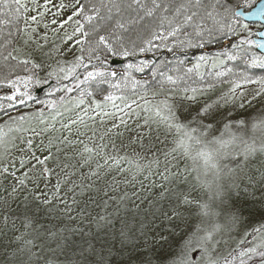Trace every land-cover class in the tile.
I'll return each instance as SVG.
<instances>
[{
	"label": "snow or ice",
	"instance_id": "1",
	"mask_svg": "<svg viewBox=\"0 0 264 264\" xmlns=\"http://www.w3.org/2000/svg\"><path fill=\"white\" fill-rule=\"evenodd\" d=\"M49 3L46 0L40 11L38 0H32L31 8L26 0H0V24L13 26L16 33L9 31L0 43V115L8 117L0 124V156L11 144L21 152L27 149L40 166L35 178L26 171L0 195V219L5 224L10 216L20 220L18 234L4 245L2 264H264V162L251 167L264 161V51H256L264 50V0L61 3L60 11L70 12L51 24L75 27L61 38L63 47L56 46L63 62L55 59V67L48 63L54 59L45 47L48 36L36 35ZM248 17L261 22L256 32L244 22ZM225 40L231 42L225 45ZM213 43H221V50L193 53L194 62L189 60V50H204ZM161 50L172 58L148 56ZM109 60H123V70L105 69ZM145 70L150 79L134 75ZM101 85L111 91L105 94ZM149 90L155 102L148 98ZM39 91L48 99H39ZM57 93L62 95L53 99ZM133 96L139 100L129 102ZM32 103L43 107L10 115L9 110ZM134 104L148 113L143 123ZM62 108L83 114L61 125L67 135L48 139L47 144L34 141L55 128L44 119L45 109L63 115ZM133 114L137 122L129 125L125 117ZM96 117L101 124L104 118L112 120L111 128L96 137L99 143L89 146L70 139L73 125L89 129L87 121ZM37 118L43 128L33 126ZM113 130L118 137L129 133L130 145L153 152L148 171L155 164L163 181L175 184L183 179L178 166L170 178L172 161L203 160L205 171L214 170L213 181L201 184L203 198L185 194L179 185L173 189L160 183L158 193L138 195L135 210L128 209L127 194L114 195L117 189L107 180L113 168L122 171L121 158L110 154L104 143ZM83 135L77 130L78 137ZM53 149L76 163L61 167ZM156 153L163 156V173ZM227 155L238 157L239 171L228 169L226 178L216 162ZM49 161H57L59 172ZM25 162H20L21 168ZM136 170L142 171V166L137 164ZM151 187L157 185L151 182ZM71 205L76 206L75 214ZM90 205L101 211L93 215Z\"/></svg>",
	"mask_w": 264,
	"mask_h": 264
},
{
	"label": "rangeland",
	"instance_id": "2",
	"mask_svg": "<svg viewBox=\"0 0 264 264\" xmlns=\"http://www.w3.org/2000/svg\"><path fill=\"white\" fill-rule=\"evenodd\" d=\"M26 2L28 3V6L30 8L33 7L32 0H26ZM45 2L46 0H38V3L41 5L40 11H44L43 5ZM72 2L73 0H51V3L48 4L49 10L47 11L43 21L40 23V26L37 30V34H36L37 38L44 36L45 34L48 36V42L46 43L45 47H46V50H49L53 53L54 59L51 61H48V63L52 64L53 67H55V63H54L55 59H61V61L63 62V58L57 57L55 54L56 46L60 45L61 47H63L61 45V38L65 35L66 32L70 34L73 31L75 25L72 23H69V24H66L63 29H59L58 24L53 25L51 24V21L52 19H56L59 22L65 19L67 15L69 14L70 9L67 11L61 12L59 9V5L61 3H64L67 5ZM31 14H36V13L33 12ZM44 23H47L49 25L48 29L43 28ZM33 26L35 27V25ZM249 26L252 32H256L259 29V24L257 25L249 24ZM57 32L59 33V35H57ZM253 38H256V37H253ZM230 42L231 41H226L224 42V44L226 45ZM17 47H20V45L17 44ZM71 60H72V57L68 56V61L71 62ZM106 69L107 70H117V71L123 70L122 68L120 69V67H113V66L110 68L107 67ZM42 75H44V73H42ZM141 79H144V78H141ZM65 82L67 83V81ZM104 86L108 87V85H104ZM2 94H3V91L0 90V95ZM76 95L77 94H74L73 97H75ZM58 96H55V97H58ZM147 96L150 100H153V102H155L156 98L153 97V92L151 90H149V92L147 93ZM38 97L39 99H48V97L45 96V92L44 94L41 93V96H38ZM52 98L54 99V97ZM132 99L139 100V97L138 96L130 97L129 102H131ZM117 103H119V101ZM40 107H43V106L32 103L30 107L18 106L17 110L15 111L9 110V112L11 116L15 117L19 114L33 113L37 108H40ZM68 107L71 108V105H69ZM133 109H135L136 112H140V109L136 108L135 104L133 105ZM63 110L65 109L62 108L61 111ZM48 111L50 110L45 109V113H47ZM76 111L79 114H82L79 110H76ZM46 115L47 114H45L44 116L45 120L47 118ZM119 115L120 114L118 113L117 119H116L117 123L119 122L118 120ZM147 115H148L147 112H140L139 122L143 123V119ZM125 118L128 119L129 125H134L137 122V117L135 114H133L130 119L128 117H125ZM34 120L38 121V118L33 119V121ZM7 121H8V117L6 115H0V124H4ZM109 121H110L109 124H102L100 126L95 127L96 129L95 128L92 129V131L89 134L92 140H89V138L86 139L89 146H92L93 141H95L96 143L100 142L99 140L96 139V137L103 134L106 128H111L112 120H109ZM93 132H95V136L93 135ZM114 133H115V130H113V134H111L110 140L108 136H105V139H104V143L109 144L108 152L113 155H118L121 158L120 160L121 164L125 163L124 158L126 157L127 160L129 161L128 163L130 164V166H128L127 168H124L122 173L121 171H115V168H113L112 173L107 177V180L109 183L113 184L117 189L114 195L119 197L121 195H124L125 193L127 194L128 199L125 201V205L127 206L128 209L135 210V205L139 203V201L137 200L138 195L143 197L145 195L158 193V190H159L158 186L160 183H166L168 184L169 187L173 189H175L177 185H179L181 190L184 191L185 194L191 193L194 196L198 194L201 198H203L204 189L201 187V184L205 181L208 183H211L214 179V175H213L214 170L208 169L207 171H205L203 160H197L194 162L190 159L180 158L178 161H172V163L169 165L170 178H171V172L174 170L175 166H178L179 172L183 174V179L177 180L175 184H172V183L163 181L161 178V175L156 174L157 169H156L155 164H152L151 170L148 171V165L153 160V152L145 151L144 149H141L139 145H136V144L130 145L129 139H128L129 133L127 132H125L122 137H118ZM24 135L31 136V133H25ZM112 140L117 142L114 144L115 145L114 148L111 146ZM34 141H39V138H34ZM21 147H23V145H21ZM159 147L163 149V145H160ZM156 155H159L160 161H161L159 172L163 173V164H164L163 156L160 155V153H156ZM237 159L238 157H236L235 155H227V156L221 157V159L216 162L220 166L226 178L228 175L227 173L228 169L233 170V172L239 171L237 164H236ZM22 160L26 161L25 166L23 168L20 167V162ZM262 162L264 161L257 160L254 164L251 165V167H259L260 163ZM69 163H76V159L69 160ZM63 164L64 163L60 164V166L62 167ZM137 164H140L142 166V171L136 170ZM31 165H35V160L29 157V153L27 149H25L24 152H21L17 148H12L11 144L8 145L6 154L0 156V195L4 193L5 188L10 189V187L16 182V178L23 179L22 173L26 171L29 172L30 176L35 178L36 175H38L39 173L40 166L35 165V167H31ZM49 167L59 172L58 167H55V166H49ZM5 168L8 169L7 173L3 172ZM13 172H15L16 174L15 177L12 176ZM86 173H87V170L85 169V174ZM61 175L63 174L61 173ZM113 176L115 177V181H113L112 179ZM197 177H199V180H197ZM55 180H56V177H52L53 183H55ZM151 182H154L157 185V187L152 188ZM28 187L31 188L32 186L28 185ZM48 187L51 188L52 185L49 184ZM146 189L148 190L147 192L145 191ZM193 189H195V191H193ZM128 202H131V205H128ZM69 203L71 204V201H69ZM71 207L73 208V214H75L76 206L71 205ZM141 207L143 208L144 205H141ZM2 211L3 210L0 209V212ZM88 211L92 212V214L95 215V212L101 211V209L96 208L95 205H90L88 208ZM77 220H79V217H77ZM12 221H15V228H13ZM8 226H11L13 228V235H14L16 232V229L20 228V220L17 219L15 216H10L8 223L5 224V222L2 219H0V257H2L4 251L6 250L4 248V244L8 243V241H6V239L2 236V233L4 231L3 229ZM16 234L18 233L16 232Z\"/></svg>",
	"mask_w": 264,
	"mask_h": 264
},
{
	"label": "trees",
	"instance_id": "3",
	"mask_svg": "<svg viewBox=\"0 0 264 264\" xmlns=\"http://www.w3.org/2000/svg\"><path fill=\"white\" fill-rule=\"evenodd\" d=\"M20 27L23 28V24L22 23L20 24ZM0 29H3V32L0 33V43L3 42V38H6L7 37V34H8L9 31H11L13 33V35L16 34L15 33V28L13 26H11V25L5 26L3 24H0ZM226 41H228V40L223 41V43L226 42ZM215 44H217V48L214 49L212 47V45H213L212 44V45L207 46L206 49L201 50V51H210V52H213V53H215L216 51H220L221 50V43H215ZM201 51L200 50H189V52H188L189 60L194 62V55H193V53H195V55H199L201 53ZM148 56L150 58L157 59V60L162 59L164 56H167L168 59H171L172 58L171 57V54L167 53L166 50H161V52H157L155 54L149 53ZM111 62H112V60H109V62L106 65H104L105 69L107 67L108 68L112 67ZM92 63L95 64L96 61L93 60ZM121 68L122 69L124 68V61H123V65L120 66V69ZM80 71L83 72L84 70L83 69H80ZM20 74L21 75H24V73H22V72ZM134 75L137 77V79H141V78L150 79L151 78L150 77V72L148 70H145L144 73H134ZM51 83L52 84H55V80L53 79L51 81ZM100 87L105 90V94L107 93V91H111V89L109 87H107V86L101 85ZM42 93L44 94V91ZM61 94L62 93H57L56 96L61 95ZM74 94H77V93L76 92H73V93H71V96L73 97ZM38 96H41V94L38 95ZM55 98H57V97H54V99ZM108 110L111 111V108H109ZM62 112H63V115H56L51 110L48 111L47 113H45V114H47L46 115L47 116L46 121H47L48 125L50 127L52 125H54L55 128L50 133L45 134L42 137H38L39 140L40 139H43L44 140V143L47 144L48 143V139H53L55 141L58 137H61L62 135H67L68 134L67 133V130L66 129H63L61 127V125L62 124H65V123H69L71 120H78L79 119V116L83 114V113L82 114H79L76 110H63ZM89 115H92V113H90ZM85 119L87 120V117H85ZM100 119H101L100 117H96V120L95 121H87V123L89 125V129H85L82 124L73 125L72 126V135H71L70 139H81V140L84 141V143H87L88 144V142L86 141V139H88L90 137L89 134L92 131V129L95 128V127H97V126L102 125L100 123ZM109 120H111V119L110 118H104V123L103 124H109V122H110ZM32 124H33V126H36L38 128H43L44 127V125L43 124H39L37 120L32 121ZM57 130H59V131H57ZM77 130H79V132H85L86 135H83V136H79L78 137L77 136ZM115 143H117V142H115L114 140H112L111 145L112 144H115ZM79 147L80 146L77 145V148H79ZM33 151H36L35 148L33 149ZM53 153H54V155H56V156L59 157V163L60 164H62V163H69V160L66 158V155L65 154H63V153H55V150L54 149H53ZM36 155H40V152L39 151H36ZM47 164L49 166H55V167H57V161H49V162H47ZM128 166H130V164L128 162H125V163L121 164L122 171H123L124 168H127ZM122 171H121V173H122ZM53 177H55V176H53ZM128 205H131V202H128ZM3 230L4 231L2 233V236L6 239V241L9 242L10 240H13V236H14L13 235V228L11 226H8V227L4 228ZM15 234H16V232H15ZM72 238L79 240V237H72ZM6 244H4V245H6ZM0 264H2V260H0Z\"/></svg>",
	"mask_w": 264,
	"mask_h": 264
},
{
	"label": "water",
	"instance_id": "4",
	"mask_svg": "<svg viewBox=\"0 0 264 264\" xmlns=\"http://www.w3.org/2000/svg\"><path fill=\"white\" fill-rule=\"evenodd\" d=\"M244 22L245 23H248V24H257V23H261L260 21H258V20H256V19H254V18H251V17H248V18H246L245 20H244ZM257 51H264V50H257ZM111 65L112 66H122L123 65V62L122 61H118V60H116V61H112L111 62ZM47 88V87H46ZM45 88V89H46ZM43 91H39L37 94L38 95H40L41 93H42Z\"/></svg>",
	"mask_w": 264,
	"mask_h": 264
},
{
	"label": "bare ground",
	"instance_id": "5",
	"mask_svg": "<svg viewBox=\"0 0 264 264\" xmlns=\"http://www.w3.org/2000/svg\"><path fill=\"white\" fill-rule=\"evenodd\" d=\"M257 24L260 25V23H257ZM257 24H254V25H257ZM251 25H253V24H251ZM212 47H213L214 49L217 48V44L213 43ZM214 49H213V50H214Z\"/></svg>",
	"mask_w": 264,
	"mask_h": 264
}]
</instances>
